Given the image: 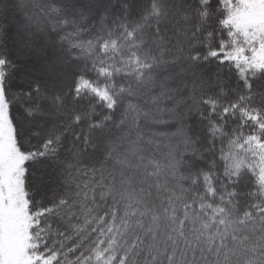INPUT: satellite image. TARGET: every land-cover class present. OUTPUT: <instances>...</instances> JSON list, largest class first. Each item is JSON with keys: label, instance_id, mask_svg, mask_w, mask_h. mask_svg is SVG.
Returning a JSON list of instances; mask_svg holds the SVG:
<instances>
[{"label": "snow or ice", "instance_id": "6c2138e0", "mask_svg": "<svg viewBox=\"0 0 264 264\" xmlns=\"http://www.w3.org/2000/svg\"><path fill=\"white\" fill-rule=\"evenodd\" d=\"M0 264H264V0H0Z\"/></svg>", "mask_w": 264, "mask_h": 264}]
</instances>
